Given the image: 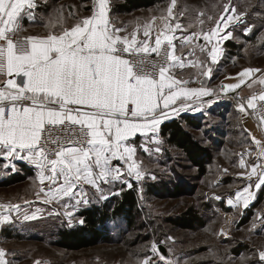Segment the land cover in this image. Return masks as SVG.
Instances as JSON below:
<instances>
[{
    "label": "snow or ice",
    "instance_id": "1",
    "mask_svg": "<svg viewBox=\"0 0 264 264\" xmlns=\"http://www.w3.org/2000/svg\"><path fill=\"white\" fill-rule=\"evenodd\" d=\"M214 7H221L218 15L199 10L194 20L182 23L187 9L176 11L177 0H169L159 16L136 21L129 31L112 20L110 0H93L90 15L79 16L71 10L75 22L70 27L61 23L64 18L58 14L49 19L53 30L47 35L21 36L22 20L33 16L36 0H0V158L6 161L4 168L14 169L11 162L16 159L34 165L40 185L47 182V191L42 187L37 195L43 194L45 204L65 201L62 207L69 219L73 215L69 208L88 202L82 199L87 195L83 186L107 199L102 184L119 181L131 188L127 177L142 180L145 171L130 141L138 134L148 137L157 146L149 149L145 144L142 150L158 153L157 133L164 120L193 110L194 98L201 101L196 111L214 102L213 89L189 85L201 77L211 78L212 65L222 54L221 41L232 39L248 15L247 7L240 11L233 0ZM206 23L210 27L205 28ZM56 25L59 32L54 30ZM251 30L252 26L244 28L245 34ZM188 68L194 71L184 78ZM257 72L243 69L237 74L238 82L223 85L220 91L264 86V77L254 79ZM239 100V111L258 113L264 129V88ZM251 140L255 149L242 153L238 165L244 170L239 175L248 183L237 191L234 201L228 200L229 205L245 209L254 190L264 186V140L254 135ZM253 150L256 156L248 164L245 156L251 157ZM0 208L19 212V205ZM258 219L264 226V215ZM8 220V216L0 217V223ZM219 234L227 235L223 229ZM151 252L140 264H173L155 243ZM255 254L264 264V248ZM5 257L0 249V264H9ZM241 260L247 264L248 258Z\"/></svg>",
    "mask_w": 264,
    "mask_h": 264
},
{
    "label": "rangeland",
    "instance_id": "2",
    "mask_svg": "<svg viewBox=\"0 0 264 264\" xmlns=\"http://www.w3.org/2000/svg\"><path fill=\"white\" fill-rule=\"evenodd\" d=\"M224 2L226 0H177L176 11L186 8L187 12L181 22L189 23L194 20L199 10L205 11L206 14L218 15L221 7H214V5L222 6ZM233 3L237 4L240 11L247 7L248 15L244 18L246 23L238 25L233 31V38L229 39L237 42L240 48L236 50V53L225 55L218 69L223 68L229 72L235 69V66L238 68L248 65L264 67V3H261V0H243V3L241 0H233ZM168 4L169 0H160L154 7L133 13L114 12L112 19L115 24H127L132 29L131 26L138 20L143 22L153 16H159ZM85 5L79 0H68L60 4L57 10H62L59 14L64 18L61 23L68 26L75 22V19L71 20L64 16L63 9L70 12L77 11L81 16L83 11H86ZM54 16L56 15L45 19L49 29L48 21L50 18H55ZM247 26H252V30L245 34L244 28ZM204 27L208 28L210 25L206 23ZM223 101H230L227 95L218 102ZM230 105L222 104L213 107L211 105L203 110L202 127L189 128L201 145L207 147L212 154V162L207 164L208 172L205 175H199L197 168L186 159L183 152L169 146L166 149L169 158L164 162L143 158L136 154L138 162L145 171L144 178L137 181L142 213L136 218L134 226L128 227L119 241L99 243L94 248L81 251H70L57 246L56 243L51 242L55 239V236L51 235L53 233L51 226L63 225L64 216L57 214L55 209L51 208V204L46 207L43 204L44 199L34 202L38 197L36 193L38 182L31 177L16 185L1 187L0 202L8 205L33 202L15 213L21 219L25 215L35 217L26 221L28 229H21L22 238L3 236L2 244L8 251L11 264H35L36 261H40V264H140L144 257L139 254L143 250L147 249V256L153 255L149 251L153 243L158 245L160 252L167 259L172 260L173 264L176 262L178 264H242L241 257L248 258L247 264H255L256 250L264 248V238L253 234L252 226L255 224V219L248 224L242 225L241 222L236 224L242 214L238 211L227 214L220 212L219 206L216 205L218 198L233 188L230 182L232 176L240 172L236 158L233 157L235 150L233 128L240 118L235 115L237 113ZM0 167H2L1 163ZM223 169L228 171L225 173ZM152 175L156 179H151ZM151 182L162 183L164 187L162 192L157 195L147 194L144 186ZM109 187L110 185H107L105 189L109 191ZM177 188L181 190L182 195L173 197L171 194L173 190L178 192ZM60 203L63 204L64 201ZM189 207L198 211L203 220L202 225L192 230H183L172 223H167L169 217L178 216ZM74 208H72L71 218L77 221ZM221 229L227 233L226 236L219 234ZM34 232H38L42 239L32 236ZM168 237L173 239L168 240ZM240 244L246 247L247 252L236 251Z\"/></svg>",
    "mask_w": 264,
    "mask_h": 264
},
{
    "label": "crops",
    "instance_id": "3",
    "mask_svg": "<svg viewBox=\"0 0 264 264\" xmlns=\"http://www.w3.org/2000/svg\"><path fill=\"white\" fill-rule=\"evenodd\" d=\"M66 1H68V0H62L60 2L54 3L51 0H36L37 8L34 10L33 16L27 17V18L22 20L23 31L20 33V35L21 36H28V35L45 36V35H47L53 29L52 28L49 29L46 26L45 19H47L48 16L60 14L61 11H58L57 7ZM79 2H83L86 4L85 5L86 11H83L84 13L81 16L90 15L91 14V5H92L93 0H79ZM110 3H111L110 16L112 18L113 13L117 12V11H115L113 9V0H110ZM75 12L77 13V11H75ZM63 13H64V16L67 17L68 19H71V20L75 19L71 15L70 11L63 9ZM117 13H119V12H117ZM119 14H124V13H119ZM73 23L74 22H72L68 26L70 27ZM156 23L159 24V21H157ZM116 26L117 27L123 26V27H127L129 31L132 30L127 24H121V25L116 24ZM54 30L59 32L60 26L59 27L56 26V28H54ZM122 35H123V33H122ZM227 41H221V43H220V48L222 49V54L220 55L218 63L212 65L213 71L211 73V78L205 79L204 77H201L200 81L191 83L189 86L190 87H201L203 85L204 87L213 89L215 99H214V102L211 103L212 107L213 106H221L222 104H231L230 107H233L235 109V113H237L235 115L238 116L240 119L235 123V126L233 128V130L235 132L234 133V135H235V145H234L235 150H234L233 157L236 158V163H237V165H239L241 154L245 153L248 149H255V145L252 143L251 136L254 135L256 138L264 140V129H262L261 126H259L255 122H253L250 119L248 113H242L239 111V108H238L239 102H235V101L218 102V101H220L222 99V97H224V95H228V94L235 93V92H241L243 95L249 96L254 91L255 92L260 91L262 88H264V86L259 85V84H255V85H253V88H251V89L246 87V86H242L240 89H237L235 91H226V92H221L220 89L223 85L238 82L237 74L246 68L259 69L260 72H257L255 74L254 79L255 78H262V77H264V67H256L253 65H248V66H243L240 68L235 66L234 67L235 69H232V71L229 70V72H227L223 68L221 70H219L218 66L221 63V60L226 55L227 50L225 49V44ZM185 51H187V49H185ZM193 71L194 70L191 68L185 69L183 72L184 78H189L192 75ZM208 99H210V98L209 97L201 98V100H204V101H206ZM199 103H201V101L195 100V98H194V102H192V107H196V104H199ZM211 105L210 106L205 105L200 111H197L196 114L186 113L185 115H190V116H194V117L199 116L200 119L202 118V120H203V110L211 107ZM182 113H184V112H181V113H179V115L173 116L170 119L164 120L161 123V125L159 126L157 135H158L159 140L161 141V143L159 145V147L161 148L160 152L157 153L155 151H149L146 154L142 150V148L145 146V144H147L148 147L150 146L149 149H154L157 145L155 143H153L152 141H150L148 139V137H143V136L138 134L136 137H134L130 141L133 145L136 146V149H137L136 154H138L140 157L150 158L151 160L158 161V162H164L165 159L169 158L168 157L169 155L166 151L168 146L166 145L165 138L162 136V133H161L162 126L166 122H170L174 119H177L178 117H180L182 115ZM162 153L165 155L163 156ZM255 156H256V152H255V150H253L251 157L245 156L246 163L251 164L253 162ZM0 163L2 164V167H0V182L7 181L8 179H11L12 177L18 176V175H22L24 177V179L22 181L16 182V183L11 184V185H7L8 187L22 183V182H25L28 178L33 177L35 179V181L38 182V184H39V186L37 187L36 193L40 192L42 187L45 189V191H47V182H45V185H40L39 180H38V169H36L35 166L30 164L29 162H27L25 160L16 159L15 161L11 162L15 165L14 169L11 167L8 169H5L3 165L6 163V161L3 158H0ZM113 165H120L122 168L126 167L123 165V163L121 161H113ZM242 171H244V170L240 169L239 173H241ZM239 173L234 177L232 176V181L230 180V182H232V185H233V188L231 189V191H228L225 195H223L221 197L217 196V197H219L218 198L219 200L217 199L218 203L216 205L219 206L220 212L223 211L226 214L231 213L233 211H238L239 214H242L241 219L244 216H246V214L249 212V210L253 209L251 217L249 218V220L245 224H248L251 222L252 219H255L254 223H255L256 227L253 229V234L256 237H263L264 238V226H262L260 224V221L258 219L259 216L264 215V186H262V188L260 190H254V193H253L254 198L250 202L248 208L245 209L242 206L237 207V206H233V205L228 204V200L232 199L234 201L235 200V194L237 193V191L242 189L248 183V181L246 179H244L243 177H241L239 175ZM127 179L131 184H133V182L136 181L132 177H129V178L127 177ZM255 179L256 178L254 177L253 182H255ZM136 183H138V182L136 181ZM107 185H110L109 191H107L105 189ZM123 185H125V184L122 182L116 181V182H113L112 184H102L101 188L103 189L104 195H106L107 199H109L110 197H112L114 195H119L121 192L120 187ZM7 186L2 185V186H0V188L1 187L6 188ZM83 187H84V191L87 193V195L82 197V199H86L88 202L87 203H80L79 205H75L74 207L84 209V208H88V207L92 206L93 204L100 205L102 202L107 200V199L102 198L101 194L99 192H96V190L91 188L90 186L85 185ZM216 195H218V194H216ZM44 198L45 197L43 196V194H41L37 197V200H35L34 202L37 203L38 199H44ZM259 199H260V201H259V203H257V201ZM31 203H33V202L29 201V202H24L22 204L19 203V204H15V205H19V209H21L22 207H25L26 205H29ZM68 203L70 205L74 204L73 201H68ZM0 204L8 205L7 203H4V202H0ZM43 204L46 207H49V204H45V203H43ZM255 204H256V207H255ZM62 205L63 204H61V203L51 204V208L55 209V211L57 213H59L60 215L63 214L64 219H62V220H64L66 226L72 227L76 224H81L80 219H77V221H74L73 218L69 219L68 216H65L64 215L65 209L62 207ZM72 208L73 207L69 208L68 210L72 211ZM218 212H219V210H218ZM14 213H15V211H12L11 209L8 208V211L1 216V217L8 216L9 217L8 222L0 223V249H3L6 252L5 259L9 262V264H11V262L9 261L8 251L6 250V248L2 244L3 236H8L9 232H11L12 234H16V233L21 234V229L22 230L28 229V228H26L28 226V224H26L27 220H25L23 216H22L23 219H21V217H17V214L16 213L14 214ZM19 216H21V215H19ZM54 217H56V215ZM241 219L239 220V222H236V224L237 223L239 224ZM28 220H30V219H28ZM36 220H38V218H36ZM257 259H258V257H257ZM255 264H261V262L258 261Z\"/></svg>",
    "mask_w": 264,
    "mask_h": 264
},
{
    "label": "trees",
    "instance_id": "4",
    "mask_svg": "<svg viewBox=\"0 0 264 264\" xmlns=\"http://www.w3.org/2000/svg\"><path fill=\"white\" fill-rule=\"evenodd\" d=\"M52 2H60L62 0H51ZM160 0H113V9L119 13H133L135 11L154 7ZM227 56L229 53H236L240 46L234 40H228L225 44ZM202 118L190 115H181L177 119L166 122L162 126V136L165 138V143L170 148L177 149L185 154L186 159L197 168L199 175H205L208 172L207 164L212 162V154L207 147L201 145L196 135L189 130V127H202ZM22 175L14 176L7 181L0 182L2 185H11L22 181ZM119 195H114L102 202L100 205L93 204L92 206L80 209L77 218L83 221L81 224H76L72 227L63 225H52V236L55 239L52 243L70 251H81L91 249L99 245V243H108L119 241L124 234L134 226L136 218L141 215L142 208L140 207V195L137 183L133 182L131 188L125 185L121 186ZM147 194H158L162 192L163 185L160 182H151L144 186ZM162 188V189H161ZM173 190L172 196L179 197L182 195L181 190L177 188ZM260 199L257 201L259 203ZM256 207V204H255ZM253 209L241 219V224H245L251 217ZM115 221V222H114ZM202 218L197 210L192 207L184 210L180 215L169 217L167 223L183 229L192 230L198 225H202ZM13 232V231H12ZM9 232L8 236L13 238H22L23 235L16 233L13 235ZM32 236L42 239L38 232L32 233ZM238 247V246H237ZM237 252L246 251V247L240 244ZM147 249L143 250L139 256H147ZM259 260L256 257L254 263Z\"/></svg>",
    "mask_w": 264,
    "mask_h": 264
},
{
    "label": "built area",
    "instance_id": "5",
    "mask_svg": "<svg viewBox=\"0 0 264 264\" xmlns=\"http://www.w3.org/2000/svg\"><path fill=\"white\" fill-rule=\"evenodd\" d=\"M227 97H228V99L230 100V101H235V102H240V100H239V98L240 97H248V96H245V95H243L242 93H240V92H235V93H231V94H228L227 95ZM193 109H195V107H192ZM192 110H189V111H184V113H182V115H185L186 113H189V114H193L192 112H191ZM249 111H251V110H249ZM249 115V117H250V119L253 121V122H255L256 124H258L259 126H261V122L258 120V113L257 114H248ZM0 205H4V204H0ZM8 211V208H0V217L3 215V214H5L6 212ZM73 211L75 212V214H78V212L80 211V208H78V207H75L74 209H73ZM149 251H150V253H152L151 252V248L149 249Z\"/></svg>",
    "mask_w": 264,
    "mask_h": 264
},
{
    "label": "bare ground",
    "instance_id": "6",
    "mask_svg": "<svg viewBox=\"0 0 264 264\" xmlns=\"http://www.w3.org/2000/svg\"><path fill=\"white\" fill-rule=\"evenodd\" d=\"M192 112H193L194 114H196L197 111L193 109Z\"/></svg>",
    "mask_w": 264,
    "mask_h": 264
}]
</instances>
